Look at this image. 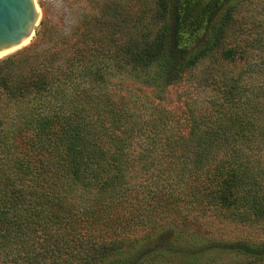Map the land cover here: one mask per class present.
Here are the masks:
<instances>
[{
  "label": "trees",
  "instance_id": "trees-1",
  "mask_svg": "<svg viewBox=\"0 0 264 264\" xmlns=\"http://www.w3.org/2000/svg\"><path fill=\"white\" fill-rule=\"evenodd\" d=\"M61 2L0 60V264H264L174 228L264 231V0Z\"/></svg>",
  "mask_w": 264,
  "mask_h": 264
},
{
  "label": "rangeland",
  "instance_id": "rangeland-1",
  "mask_svg": "<svg viewBox=\"0 0 264 264\" xmlns=\"http://www.w3.org/2000/svg\"><path fill=\"white\" fill-rule=\"evenodd\" d=\"M37 9L40 14L39 22L35 28L34 35L40 30V23L44 25L50 21L66 22L67 19L70 21H76L78 14L72 12L68 13L61 9V0H35ZM31 41V40H30ZM30 41L22 46V48H16L13 51H7L3 56H0V60L6 57L15 55L19 53L24 47H26ZM224 69V67H223ZM228 70H236L235 67L229 68ZM191 78L183 79L180 83H176L167 88L164 94V99L166 101V106L178 109L180 108L181 97L185 94L183 92L191 91L194 95L195 93L191 90ZM176 232H180L183 237H189L196 239L197 244H195L194 249L204 248L205 246L214 247L217 243L227 240H251L259 242L264 240V231L260 229V226H249V225H239L235 223H227L223 225H218L213 231L212 229H205L200 225H194L192 223H183L179 226L174 227ZM161 243H165L161 240ZM213 249V248H212ZM238 257H233L232 254L226 252L213 251L208 253V256H204L200 264H240Z\"/></svg>",
  "mask_w": 264,
  "mask_h": 264
},
{
  "label": "water",
  "instance_id": "water-1",
  "mask_svg": "<svg viewBox=\"0 0 264 264\" xmlns=\"http://www.w3.org/2000/svg\"><path fill=\"white\" fill-rule=\"evenodd\" d=\"M39 18L35 0H0V53L28 43Z\"/></svg>",
  "mask_w": 264,
  "mask_h": 264
},
{
  "label": "bare ground",
  "instance_id": "bare-ground-1",
  "mask_svg": "<svg viewBox=\"0 0 264 264\" xmlns=\"http://www.w3.org/2000/svg\"><path fill=\"white\" fill-rule=\"evenodd\" d=\"M13 50H14V49H13ZM13 50H12V51H13ZM5 53H6V52L0 53V56H3V54H5Z\"/></svg>",
  "mask_w": 264,
  "mask_h": 264
}]
</instances>
